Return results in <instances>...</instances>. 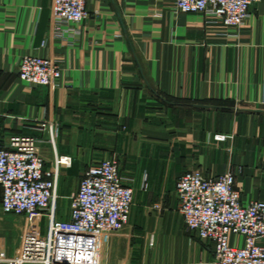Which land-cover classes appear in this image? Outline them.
Listing matches in <instances>:
<instances>
[{
  "label": "crops",
  "instance_id": "0c3cea01",
  "mask_svg": "<svg viewBox=\"0 0 264 264\" xmlns=\"http://www.w3.org/2000/svg\"><path fill=\"white\" fill-rule=\"evenodd\" d=\"M49 3L0 0L2 139L30 135L47 163L71 158L58 182L69 198L64 220L84 170L118 161L133 205L102 246L101 264H212V243L178 211L176 180L188 171L232 172L243 203L264 201V0L239 27L183 13L175 0H87V16L61 25L56 37ZM26 54L57 60L58 85L20 80ZM69 173L80 176L77 188L66 186ZM0 246L14 253L8 231Z\"/></svg>",
  "mask_w": 264,
  "mask_h": 264
},
{
  "label": "built area",
  "instance_id": "2783aa9c",
  "mask_svg": "<svg viewBox=\"0 0 264 264\" xmlns=\"http://www.w3.org/2000/svg\"><path fill=\"white\" fill-rule=\"evenodd\" d=\"M258 1L175 0V7L183 13L206 15L227 27H239ZM86 3L50 0L49 35H59L63 24L81 22L88 13ZM17 72L32 87H55L62 67L51 57L26 54ZM47 128L54 144L57 130L52 123ZM224 138L216 135L218 140ZM37 142L30 135L13 134L3 140L0 134L1 211L33 219L32 230L21 236L15 256L0 253V264H101L102 246L128 221L132 188L123 184L116 159L98 160L84 170L71 195L69 218L57 219L60 169L70 166L71 158L55 156L47 163ZM175 189L185 227L212 243V264H264V201L243 203L234 173L205 177L199 171H188L178 177ZM44 216L46 229L39 233ZM231 236L239 237L241 244H230Z\"/></svg>",
  "mask_w": 264,
  "mask_h": 264
},
{
  "label": "rangeland",
  "instance_id": "374dc122",
  "mask_svg": "<svg viewBox=\"0 0 264 264\" xmlns=\"http://www.w3.org/2000/svg\"><path fill=\"white\" fill-rule=\"evenodd\" d=\"M216 135H223L225 136L224 139L227 138V135H224V134H216ZM216 135L214 136L215 140H218L216 139ZM222 140H218V141H222ZM79 179H80V176L74 175L72 173H69L64 178L65 182L67 183L66 186L69 188L70 187L77 188ZM122 180H123V177H122ZM68 203H69V198L65 199V198L60 197V188L58 186L57 188V219L64 220L61 218H63L68 212ZM40 220L41 221L38 224V231L39 233H44L46 229V217L45 216L41 217ZM32 222H33L32 216L12 214V213L4 214L0 212V231H5V232L8 231L11 239L13 240V244L16 246L14 253L12 255H7L6 252L1 248V246H0V253H3L4 256L7 258L14 257L15 254L17 253V249L19 246V241H20L21 236L23 235V233L32 230V227H33Z\"/></svg>",
  "mask_w": 264,
  "mask_h": 264
}]
</instances>
